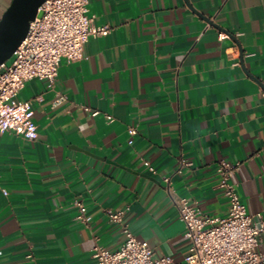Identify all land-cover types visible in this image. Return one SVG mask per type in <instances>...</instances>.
Masks as SVG:
<instances>
[{
  "label": "crops",
  "instance_id": "0c3cea01",
  "mask_svg": "<svg viewBox=\"0 0 264 264\" xmlns=\"http://www.w3.org/2000/svg\"><path fill=\"white\" fill-rule=\"evenodd\" d=\"M10 2L0 0V17ZM88 9L110 33L63 60L53 87L35 78L19 93L38 137L0 136V264H94L96 245L125 239L109 210H126L156 257L183 260L191 241L177 201L226 216L223 159L241 162L232 180L248 212L264 210V0H89ZM182 158L191 165L176 174Z\"/></svg>",
  "mask_w": 264,
  "mask_h": 264
},
{
  "label": "built area",
  "instance_id": "2783aa9c",
  "mask_svg": "<svg viewBox=\"0 0 264 264\" xmlns=\"http://www.w3.org/2000/svg\"><path fill=\"white\" fill-rule=\"evenodd\" d=\"M88 4L89 0H45L36 18L30 22L25 39L12 57L0 65V136L12 131L27 139H36L38 129L34 106L31 101L18 99L25 82L40 78L53 87L63 60L81 59L90 37L110 33L111 26L94 24L88 13ZM262 82L264 85V80ZM63 99L64 96H59L57 101ZM129 132L134 136L137 128L131 127ZM145 163L154 170L148 161ZM240 164L239 161L223 159L216 166L219 186L229 203L226 216L203 215L187 197L177 201L185 234L191 241L183 260L171 256L156 257L152 246L138 239L124 221L126 210H109L110 220L121 224L125 239L114 250L96 245L92 250L94 264H263L264 253L258 245L264 232V210L250 214L242 201L238 186L232 180ZM189 165L191 162L182 158L175 173H181L183 167ZM165 181L172 196V175ZM75 205L79 208L77 219L86 222V205L77 200Z\"/></svg>",
  "mask_w": 264,
  "mask_h": 264
},
{
  "label": "water",
  "instance_id": "95a60500",
  "mask_svg": "<svg viewBox=\"0 0 264 264\" xmlns=\"http://www.w3.org/2000/svg\"><path fill=\"white\" fill-rule=\"evenodd\" d=\"M45 0H11L0 17V65L8 61L25 39L30 22ZM214 26V22L209 20Z\"/></svg>",
  "mask_w": 264,
  "mask_h": 264
}]
</instances>
